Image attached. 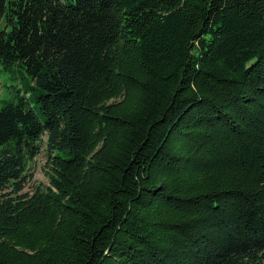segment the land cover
Segmentation results:
<instances>
[{"label": "trees", "instance_id": "obj_1", "mask_svg": "<svg viewBox=\"0 0 264 264\" xmlns=\"http://www.w3.org/2000/svg\"><path fill=\"white\" fill-rule=\"evenodd\" d=\"M0 23L33 83L0 107V264H264V0H0Z\"/></svg>", "mask_w": 264, "mask_h": 264}, {"label": "rangeland", "instance_id": "obj_2", "mask_svg": "<svg viewBox=\"0 0 264 264\" xmlns=\"http://www.w3.org/2000/svg\"><path fill=\"white\" fill-rule=\"evenodd\" d=\"M71 2L72 0H65ZM0 29H3V23H0ZM33 85L31 79L26 72L19 66H12L8 70H4L0 66V107L4 106L7 102L12 101L13 92L12 88L20 89L23 96H27L25 91L33 94L28 90L29 86ZM45 158L43 154L39 155L32 162L29 163L28 173L33 174V178L27 182L24 188L25 193H31L33 188L38 184L47 185V168L45 166Z\"/></svg>", "mask_w": 264, "mask_h": 264}]
</instances>
